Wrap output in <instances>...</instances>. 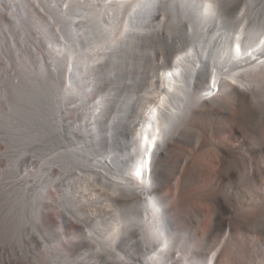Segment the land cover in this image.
Segmentation results:
<instances>
[{"label":"bare ground","instance_id":"bare-ground-1","mask_svg":"<svg viewBox=\"0 0 264 264\" xmlns=\"http://www.w3.org/2000/svg\"><path fill=\"white\" fill-rule=\"evenodd\" d=\"M258 110L264 0H0L1 202L27 239L56 218L47 264H228L240 234L250 264L264 253ZM244 152L249 190L228 196L254 211L241 221L223 191ZM88 195L117 207L109 230L84 220ZM195 203L209 212L187 224Z\"/></svg>","mask_w":264,"mask_h":264},{"label":"rangeland","instance_id":"rangeland-1","mask_svg":"<svg viewBox=\"0 0 264 264\" xmlns=\"http://www.w3.org/2000/svg\"><path fill=\"white\" fill-rule=\"evenodd\" d=\"M165 76L167 77V73L165 74ZM160 91H161V88L156 89L153 95L156 97L161 96L159 93ZM258 115L260 117H262V119L264 118V114H262L259 110H258ZM244 117H246V115ZM254 124L255 125L252 127L253 133L250 131V133L247 134L248 137L250 138V142H254V141L256 142V140L260 141L261 139L262 140L264 139V123H263V121L261 122V120L259 118H257L254 121ZM0 150L7 151V144L4 142H1L0 143ZM239 157L241 158L242 161L240 162V164L237 163L234 165L235 168H237V172L239 173L238 179L235 183L229 182L226 185L223 193H224L225 198H227L228 200L231 199L232 204L234 205V207L237 211V214H236L237 219L238 220L241 219V221H243L246 218L252 219L254 216V211L245 212L243 209L238 208V205H237L235 199L233 198V196L228 197L229 192L231 191L233 193V191H234L233 189L235 187H237L236 185H238L239 187L237 189H235V193H238V192L243 193V192H246L247 190H249V184H247V182L245 181V172H246L245 170L247 168L246 160L248 158V155L244 152ZM7 163H8V157L7 156L0 157V172H2L4 170L2 173H0V183H2V181H3V183L5 181L7 183H9L12 180L11 177H13V175L11 176L10 174L9 175L4 174V172L6 170L10 169L7 166ZM6 176L7 177L11 176V177L6 178ZM17 178H19V177H17ZM7 179H9V182L7 181ZM236 183H238V184H236ZM8 187L9 186H7V188ZM97 189L101 190L99 186L97 187ZM104 191L105 190H103V192ZM1 194H2V192H1ZM243 194H246V193H243ZM1 198H2V200H1ZM106 199L107 198H98L96 195L95 196L88 195L87 198L82 200V204H81V212L84 214V217H83L84 220L87 219L86 220L87 223H91L93 220H96L98 215L103 216V218L106 219L102 222V225H101L102 230L105 227L109 230V228H111L110 223L116 222L115 220H116L118 214L120 216V213L117 211V207L110 205L108 202H106ZM1 201L4 202L3 196L0 195V264H7V263L9 264V261L7 262V261L3 260V257L5 255H6V257L9 256L10 260L14 261L10 264H17L18 261H19L18 264H35V263H39V262H40V264L41 263L44 264V254H45L44 246L46 243V242L44 243V241H46V237H52V236L58 237L57 230L60 231L59 230L60 227H59V224H58V221L56 220V218L50 219L47 222L49 229H51V231L49 229H44V232L41 231L40 233H38V235L39 234L40 235L38 236V238H36V240L27 239L28 236H25L26 234L20 235L19 232L17 233L16 226L14 224V217H13L14 214H10V212L8 213L7 212L8 210L5 208L6 207L5 204L2 203ZM194 208H200L204 211V213L209 212L208 206L204 203H201V204L195 203L194 205H191V209L189 212L190 215H189V218L187 219L188 220L187 224L189 222H191L193 217H194V211H193ZM2 209H3V211H2ZM243 215H246V217H242ZM7 218H8V220H7ZM10 219H12L13 221ZM119 219L122 220V217ZM6 220L8 221V223ZM9 220L11 221L12 225L9 223ZM97 223H101L100 218L97 219ZM8 224H9V226H8ZM27 226H29V228L28 227L27 228L30 229V231H31L30 224H28ZM256 226L260 227V228H264V218H262L260 221H258ZM242 227L243 226L240 225L239 229ZM11 229H12V231H11ZM14 231H15V233H14ZM241 231H247V230H241ZM67 232H68L69 236H71L74 233L76 234V233L85 232L86 237H90L91 236V227L84 225L83 227L79 228V227L75 226V227H72L71 229H69ZM22 236H24V239H21ZM256 236H257V234L255 235V237ZM108 237H110V236H108ZM204 238L209 241V244H211L212 248H214L216 246V244H217V238L216 237H204ZM242 238L243 237L241 234L239 237H235V242L238 244V246H237V248L231 247V249L229 250L230 253L228 255V259H229L228 264H245L244 262H246V260L243 259L244 254L245 253L250 254L252 252L251 244L246 242V239L243 240ZM22 240H24V241H22ZM98 251H99L100 255L103 256L104 252L101 250H98ZM70 253L73 256L76 255L74 257H77V258H80V256H81L80 255L81 252L79 253L78 250L77 251L70 250ZM77 253H79V254H77ZM90 255H91V252L85 254V258L90 256ZM263 255H264L263 252L256 253V255L252 258V261L250 264H258L262 260ZM19 259L23 262L20 263ZM45 260H46L45 264H47V255L46 254H45ZM56 261L60 262L61 259H57ZM93 263L96 264V261L93 260Z\"/></svg>","mask_w":264,"mask_h":264}]
</instances>
